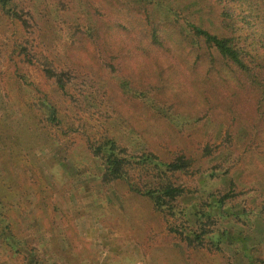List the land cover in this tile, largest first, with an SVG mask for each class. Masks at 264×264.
<instances>
[{
    "label": "trees",
    "instance_id": "obj_1",
    "mask_svg": "<svg viewBox=\"0 0 264 264\" xmlns=\"http://www.w3.org/2000/svg\"><path fill=\"white\" fill-rule=\"evenodd\" d=\"M207 3L214 28L200 20ZM3 15L19 22L23 33L12 43L0 41V62L33 66L48 81L49 91L33 86L39 93L37 103L47 108L49 124H62L57 97L72 106L86 128L80 137L105 189L121 183L129 193L147 198L172 238L186 249L211 254L228 250L240 260L251 251L253 258L246 264H264L263 254L253 252L262 244L253 230L264 221V185H239L234 174L241 175L247 167L248 149L242 154L240 147L233 148L229 131L221 143L209 140L201 146L200 156L179 148L168 157L147 148L145 141L132 150L106 125L112 113L123 111L125 99L178 127L182 116L172 112L190 92H161L160 87L166 75L174 73L175 55L185 53L194 63L202 61L204 76L221 77L234 95L240 92L254 106L255 118L259 113L262 120L257 133L264 141V0H0ZM54 41L64 56L53 47ZM107 75L116 79L109 90ZM143 77L150 92L138 88ZM200 176L220 185L202 186ZM0 237L14 255L23 254L24 264H43L35 248L13 232L1 201Z\"/></svg>",
    "mask_w": 264,
    "mask_h": 264
},
{
    "label": "rangeland",
    "instance_id": "obj_2",
    "mask_svg": "<svg viewBox=\"0 0 264 264\" xmlns=\"http://www.w3.org/2000/svg\"><path fill=\"white\" fill-rule=\"evenodd\" d=\"M197 9L191 11L193 17ZM208 10L207 3L199 13L200 20L214 28L215 17ZM22 33L19 22L0 16L1 43H12ZM52 45L64 56L61 45L55 41ZM175 56L174 73L166 75L160 88L168 93L181 89L190 92L180 102L175 101L179 110L172 113L182 116L179 126L174 127L136 101L124 99L123 109L120 108L123 111L112 113V119L106 121L107 127L132 150H139L145 141L147 148L168 157L179 148L200 156L201 146L209 140L221 143L229 131L233 148L240 147L241 153L248 149L249 169L243 166L241 175L234 174L239 185H264L261 150L264 141L257 133L262 122L260 114L255 118L254 106L240 92L234 95L230 83L221 77L204 76L202 61L194 63L185 53ZM136 71L139 73L140 69ZM106 81L107 90L116 85V79L108 75ZM34 83L51 90L37 68L0 62V201L13 232L26 246L35 248L43 264H246L252 260L251 251H247L248 258L240 257V260L228 250L227 254H211L186 249L172 238L147 198L129 193L121 183L105 189L98 180L93 157L80 137V131L86 128L74 115L72 106L63 103L61 96L57 97L61 113L66 115L60 114L59 128L49 124L47 108L38 104L39 93ZM139 87L151 89L146 77ZM108 98L103 96L107 101ZM113 108L110 111H115ZM101 109L105 110L102 106ZM124 116L129 117L128 121L121 120ZM89 117L88 113L86 118ZM142 133L148 137L147 141ZM213 159L210 163L215 162ZM198 181L213 189L220 185L203 176ZM253 232L262 243L253 252L262 253L264 258V221L262 225L255 224ZM2 243L0 237V264H24L23 254L14 255L13 249Z\"/></svg>",
    "mask_w": 264,
    "mask_h": 264
}]
</instances>
